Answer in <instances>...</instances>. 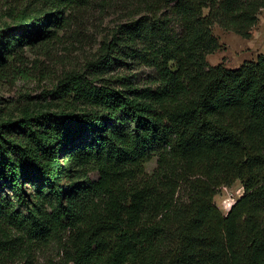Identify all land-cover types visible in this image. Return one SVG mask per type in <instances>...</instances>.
<instances>
[{"label":"trees","instance_id":"obj_1","mask_svg":"<svg viewBox=\"0 0 264 264\" xmlns=\"http://www.w3.org/2000/svg\"><path fill=\"white\" fill-rule=\"evenodd\" d=\"M40 1L0 31V66L11 44L54 38L90 0ZM134 1L142 13L117 26L90 74L140 66L152 80L117 89L72 73L56 93L72 110L0 120V260L56 243L64 264H264V56L207 62L213 26L250 38L264 0ZM236 181L243 195L223 215L213 199ZM26 183L46 190L41 204Z\"/></svg>","mask_w":264,"mask_h":264},{"label":"rangeland","instance_id":"obj_2","mask_svg":"<svg viewBox=\"0 0 264 264\" xmlns=\"http://www.w3.org/2000/svg\"><path fill=\"white\" fill-rule=\"evenodd\" d=\"M41 4L40 0H0V31L12 28L14 20L22 12L31 13L36 8L40 9ZM141 11L134 0H90L71 13L65 12L67 25L57 29L54 38L24 47L11 44V56H7L6 64L0 66V120L20 119L25 114H49V120H54L61 111L72 110L71 96L56 94L61 83L72 73L80 74L92 85L104 84L117 89L121 78H128L139 86L152 80L153 72L140 66L114 68L102 76L90 74V63L96 60L101 45L110 40L118 25L138 18ZM212 32L220 48L207 56L210 66L222 64L228 69H235L264 56V9L259 12L258 22L248 39L217 25L213 26ZM3 41L2 38L0 43ZM10 41L8 37L5 42L10 44ZM2 49L5 47L2 46ZM155 168L156 158L144 166L148 175ZM88 178L97 180V173L91 171ZM79 181L82 182L83 178ZM25 192L31 197L30 206L41 204L47 197L46 190L36 183H26ZM3 193H6L5 197H10L20 213L27 214L25 208L15 202L13 193L5 190ZM242 195L241 184L236 181L230 187L218 189L213 202L226 215L228 204H234ZM59 246L56 243L46 246L36 244L25 252L24 248H19L16 255H5L0 264H64V252Z\"/></svg>","mask_w":264,"mask_h":264},{"label":"bare ground","instance_id":"obj_3","mask_svg":"<svg viewBox=\"0 0 264 264\" xmlns=\"http://www.w3.org/2000/svg\"><path fill=\"white\" fill-rule=\"evenodd\" d=\"M232 205H233L232 203H229V204H228V208H230Z\"/></svg>","mask_w":264,"mask_h":264},{"label":"built area","instance_id":"obj_4","mask_svg":"<svg viewBox=\"0 0 264 264\" xmlns=\"http://www.w3.org/2000/svg\"><path fill=\"white\" fill-rule=\"evenodd\" d=\"M230 208H231V207H230ZM230 208L227 207V210H226V211L228 212V211L230 210Z\"/></svg>","mask_w":264,"mask_h":264}]
</instances>
